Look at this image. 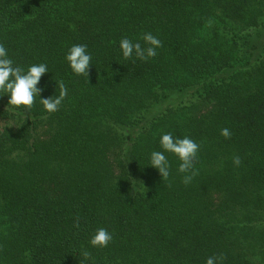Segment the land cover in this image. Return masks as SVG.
<instances>
[{
    "label": "trees",
    "instance_id": "1",
    "mask_svg": "<svg viewBox=\"0 0 264 264\" xmlns=\"http://www.w3.org/2000/svg\"><path fill=\"white\" fill-rule=\"evenodd\" d=\"M145 33L157 55L125 59ZM0 44L48 68L30 111L0 93V264H264V0H0ZM166 133L200 145L187 185Z\"/></svg>",
    "mask_w": 264,
    "mask_h": 264
},
{
    "label": "clouds",
    "instance_id": "2",
    "mask_svg": "<svg viewBox=\"0 0 264 264\" xmlns=\"http://www.w3.org/2000/svg\"><path fill=\"white\" fill-rule=\"evenodd\" d=\"M211 21H209V26ZM149 47L142 48L140 43H133L128 38H122L120 41V49L122 50L123 57L130 59L135 53V56L146 61L149 58L157 55L156 49L162 47V42L152 35L151 33H145L142 36ZM87 46L83 44L73 45L67 55L66 60L69 63L71 70L77 75H86L89 77V69L91 65L92 57L86 51ZM48 72L47 65L44 63L33 64L27 71L20 66H13V60L8 58V53L3 44H0V93H9L10 98L8 104L14 107L23 106L27 110H31L34 105L35 97L40 93L42 89L37 87L41 77ZM60 92L58 96L40 98L44 109L49 112H56L67 95V89L63 81L57 82ZM221 135L226 139L231 137L229 129H221ZM160 145L164 152L172 153L177 156L180 163L178 171L180 173H187L182 179V182L187 185L191 182L193 177L198 174L194 168V162L197 157L200 145L190 139L189 137L174 138L171 133H166L160 138ZM164 152L153 151L150 157V164L152 167L158 169L162 176V180H167L169 176V161L166 158ZM233 163L239 166L241 159L239 156L233 157ZM76 227H79L77 220ZM113 239L112 235L105 228H99L96 233L92 236L90 243L94 247H107ZM85 257L89 256L88 252H84ZM223 260L224 257H208L206 264H216L217 260Z\"/></svg>",
    "mask_w": 264,
    "mask_h": 264
}]
</instances>
